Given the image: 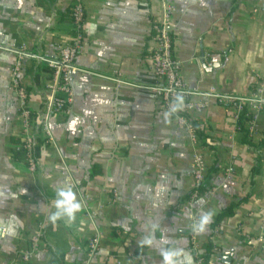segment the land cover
Returning <instances> with one entry per match:
<instances>
[{
  "label": "crops",
  "instance_id": "obj_1",
  "mask_svg": "<svg viewBox=\"0 0 264 264\" xmlns=\"http://www.w3.org/2000/svg\"><path fill=\"white\" fill-rule=\"evenodd\" d=\"M172 56L190 91L250 95L264 77V0H168ZM72 0H0V47L53 58L72 36ZM82 45L76 63L94 75L72 84L68 116L48 121L51 142L40 146L30 172L13 157L24 135L12 80L16 55L0 49V264H163L161 248L194 256L208 240L220 249L210 264H264V112L244 144L232 111L211 100L200 113L177 107L198 136V146L158 95L151 71L152 25L163 16L159 0H83ZM27 108L37 116L48 78L27 76ZM97 75V76H96ZM110 78L139 86L117 85ZM242 124V123H241ZM261 142L260 146L257 142ZM200 154L209 185L188 205L191 162ZM71 185L81 204L76 218L50 220L58 190ZM203 200V203L198 201ZM234 214L215 233L210 224L229 205ZM212 213L203 233L201 213ZM156 225L153 231L152 226ZM152 245L142 241L149 233ZM99 247L89 255L88 240ZM39 236L28 263L20 255ZM259 239L263 241L260 242ZM167 241V243H162Z\"/></svg>",
  "mask_w": 264,
  "mask_h": 264
},
{
  "label": "built area",
  "instance_id": "obj_2",
  "mask_svg": "<svg viewBox=\"0 0 264 264\" xmlns=\"http://www.w3.org/2000/svg\"><path fill=\"white\" fill-rule=\"evenodd\" d=\"M161 3L163 16L161 20L155 21L152 25L151 40L153 47L149 53L151 71L156 77L158 84L144 88L153 91L162 101L164 108L174 115L180 127H186L191 133L192 140L198 146L197 133L189 124L184 115L177 114V107L186 101L185 111L191 109L200 113L206 108V103L194 105L192 98L200 97L204 101L211 100L231 109L232 118L238 130L240 123L246 122L248 134L255 132V123L264 112V77L259 79L254 91L247 96L236 94H221L214 88H209L203 92L190 91L182 82L178 64L172 56V39L169 30V20L174 12V8L168 0H159ZM72 36L69 40L61 43L58 47L57 55L53 58H43L24 51L6 49L16 55V62L12 69V80L16 89V95L20 103V112L24 135L21 149L25 151V164L30 172H34L39 167V159L33 157L37 138L40 137L44 144L51 142V134L48 128V121L54 115L68 116L71 112V105L74 100L72 84L80 75H94L89 71L79 67L76 58L80 53L82 45V33L84 25L83 0H72L71 5ZM33 60L36 63L47 67L51 71V77L46 84L47 96L42 104L40 112L35 120L31 122L30 111L27 108L28 91L26 86L19 84V78L25 69L24 61ZM97 76V75H96ZM117 85H125L132 88L139 86L126 83L118 78H110ZM192 187L188 201L191 205L199 197L198 188L204 183L207 175V165L200 154L195 153L191 162ZM262 242V239H259ZM40 237L32 239V247L29 251L20 255V260L28 263L37 251ZM99 247L98 233L92 235L88 240L89 255H94ZM197 253V249L194 248ZM194 264H200L199 261Z\"/></svg>",
  "mask_w": 264,
  "mask_h": 264
},
{
  "label": "trees",
  "instance_id": "obj_3",
  "mask_svg": "<svg viewBox=\"0 0 264 264\" xmlns=\"http://www.w3.org/2000/svg\"><path fill=\"white\" fill-rule=\"evenodd\" d=\"M70 19H72L71 17V10H70ZM26 75L27 76H31L33 78V82L35 85H38L40 83V79H41V75H39V70H41L44 75L47 76L48 80L51 77V71L47 68V67H39L37 65L34 64V62H31L26 69ZM30 118H31V122H33L36 118L35 115L30 113ZM246 126V122H243L242 124L240 123L239 128H238V132L242 133V139L241 141L244 144H247L249 146L254 147L255 142H253L251 139L248 138L247 132L244 129ZM198 136L201 135H197ZM23 144V136L22 139H17L15 141H13V157L16 160L19 161H24L25 160V151H23L21 149V146ZM257 144L260 146V144H262V141L257 142ZM44 145V141H42L40 139V137L37 138L36 141V147L34 148V152H33V157L35 160H38L39 158V149L40 146ZM213 171H216V168L212 169ZM207 173L206 177H205V181L203 184H201V186L198 188V192L199 195L203 192L206 191L208 185H209V177L211 176V172ZM190 197V196H189ZM234 210H235V206L234 204L229 205L227 208L223 209L215 218V220L210 224V230L213 231L214 233L216 232L215 229H218L221 222L226 219L231 217L234 214ZM202 252L200 253H196L194 256V263L199 261L200 264H210V260L213 256H215L216 254L220 253V249H218L212 242L211 240H208L204 245H202L201 247Z\"/></svg>",
  "mask_w": 264,
  "mask_h": 264
},
{
  "label": "clouds",
  "instance_id": "obj_4",
  "mask_svg": "<svg viewBox=\"0 0 264 264\" xmlns=\"http://www.w3.org/2000/svg\"><path fill=\"white\" fill-rule=\"evenodd\" d=\"M203 203V200L198 201ZM55 211L50 214V220L57 222L63 219L73 221L76 218V213L80 210L81 204L77 200L76 194L71 185L66 186L57 191L54 202ZM212 221V213H201L198 217L197 223L193 225V231L203 233L207 230V225ZM156 225H153V231ZM144 245H152L154 243V236L150 232L148 236L142 241ZM162 243H167L163 241ZM160 254L163 258V264H193L192 256L177 247L161 248Z\"/></svg>",
  "mask_w": 264,
  "mask_h": 264
},
{
  "label": "water",
  "instance_id": "obj_5",
  "mask_svg": "<svg viewBox=\"0 0 264 264\" xmlns=\"http://www.w3.org/2000/svg\"><path fill=\"white\" fill-rule=\"evenodd\" d=\"M229 257L230 255H225L224 257H222L223 263L229 264V260H230Z\"/></svg>",
  "mask_w": 264,
  "mask_h": 264
}]
</instances>
